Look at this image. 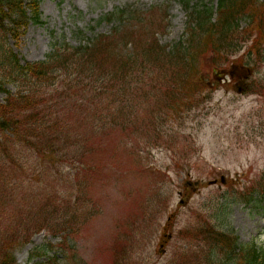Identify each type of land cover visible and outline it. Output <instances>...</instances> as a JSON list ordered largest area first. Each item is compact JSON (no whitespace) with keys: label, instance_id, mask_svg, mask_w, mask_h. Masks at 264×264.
<instances>
[{"label":"rangeland","instance_id":"374dc122","mask_svg":"<svg viewBox=\"0 0 264 264\" xmlns=\"http://www.w3.org/2000/svg\"><path fill=\"white\" fill-rule=\"evenodd\" d=\"M38 1L43 23H30L17 41L5 40L21 63L43 60L55 40L77 46L81 40L109 35L118 21L100 18L125 6L136 16L130 23L156 24L158 45L167 52L188 35L191 8L213 5L214 12L217 0H193L189 9L182 0ZM238 24L244 30L249 17L239 18ZM252 33L251 29L241 33L244 42L234 54H212L213 46L207 42L208 51L205 47L193 70L181 74L191 83L203 79L187 96L182 93L185 83H166L173 94L164 96L157 81L151 85L129 78L123 86L117 81L110 92L112 98L117 96L119 107L106 109L110 123L106 121L104 127L98 126L97 119L78 123L77 115L68 118L70 103H64L63 118L76 122L57 130L59 146L65 137L70 140L57 156L76 154L75 148L85 151L77 153L78 167L63 163L59 175L50 169L42 178V191L31 178L19 177L17 170L18 162L33 169L36 152L24 145L20 148L12 138L2 145L1 232L27 209L40 205H46L47 216L55 208L68 229L62 249L58 246L62 239L45 231L25 244L19 242L23 245L13 250L16 264H31L29 251L47 242L55 264H171L176 259L186 264L189 257L197 256L194 251L205 249L203 233L214 227L211 224L231 231L240 242L253 239L264 247V200L252 195L264 186V62L257 58L251 66L255 79H249L250 86L244 90L227 73L233 60L243 65L254 58L257 36ZM108 54L100 56L95 67L112 77L117 70L109 66ZM217 69L224 70L227 79L217 81L212 73ZM7 88L15 90L12 84ZM99 97L107 103L106 95ZM90 166L94 168L79 172ZM14 176H18L16 184ZM221 176L226 178L224 185ZM212 180L218 183L209 185ZM232 186L237 188L235 193ZM26 222L30 223L29 217ZM191 251L190 256L185 254Z\"/></svg>","mask_w":264,"mask_h":264},{"label":"trees","instance_id":"16d2710c","mask_svg":"<svg viewBox=\"0 0 264 264\" xmlns=\"http://www.w3.org/2000/svg\"><path fill=\"white\" fill-rule=\"evenodd\" d=\"M182 1L185 9H189V3L193 0ZM198 6L199 4L195 5L189 12L187 29L190 30V36L167 52L164 48L160 50L158 45L155 37L156 24L147 25L141 20L130 23L136 16L130 12V6H125L100 18V21L105 22L118 21L116 28L109 35L81 40L84 42L80 41L77 46L55 40L44 60L21 63L6 46L5 40H17L29 23H42L39 1L0 0V95L3 94L0 99V147L12 138L20 143V148L22 145L27 146L37 155L33 169L28 170L17 163L19 177L31 178L35 181L36 188L42 191V178L45 179L51 172L50 169H55L59 175V168L64 166L63 163H72L73 167H78L81 163L77 158V153L83 152L81 148H75L76 154L65 152L58 158V153L65 150L66 143L70 140L67 138L65 145L62 143L59 146L56 132L60 128L69 129L76 122L63 118L66 102L70 103L68 118L77 115L78 123L97 119L100 122L98 126L104 127L106 121L110 123V114L106 109L115 111L114 107H119L117 96L112 98L110 92L112 85L117 81H122L121 86L127 85L129 78L151 85L157 81L159 88L165 90L164 96L173 94V90L167 89L166 83H185L186 90L181 91L187 96L188 91L194 88L193 85H201L203 79L197 78L191 83L190 77L184 78L181 74L193 70L199 57L205 54V47L206 51L208 50L207 42L214 46L217 41L218 50H228V53L234 54L238 52L239 45L244 40V37H240L241 33L250 29L253 35L257 36L256 44L254 43L257 53L254 54V63L248 60L245 66L255 65L257 58L264 62V47L260 44L264 39V1L217 0L215 21H212L211 6ZM242 17L250 19V24L244 27L245 32L239 29L238 19ZM106 52L110 57L109 66H114L113 70H117L112 77L104 74L109 71L95 67L100 56ZM238 63L239 59L233 60L230 68ZM218 70L212 73L219 75ZM7 84H12L15 91H10ZM104 95L107 97L106 104H102L103 99L99 97ZM122 96H118L121 101ZM8 160L15 162L10 155ZM34 176L36 179L32 178ZM17 178L18 176H14V184ZM34 187L30 186L29 189ZM256 193L260 199H264V186L254 189L252 195ZM250 201L252 200L248 202ZM45 206L27 209L23 215L18 212L21 217L9 223L3 232L0 230V234L4 233L0 236V264H16L13 250L18 245L27 243L38 232L45 231L61 239L66 237L68 229L63 216L58 214L55 208L47 216L48 210ZM28 217L30 223L26 222ZM205 222L210 223L207 219ZM203 235L205 249H202V253L194 251L197 256L189 257L193 260L187 259L186 264H264L263 246H256L253 242L238 243L235 237L221 229L217 230L216 227L204 231ZM63 243L65 242L62 239L58 245L61 249ZM48 248H51L48 242L34 247L29 252L28 260L45 257V262L33 261L32 264H55V254L48 256L52 251V248ZM185 254L190 256V252ZM178 263L177 259L171 262Z\"/></svg>","mask_w":264,"mask_h":264}]
</instances>
